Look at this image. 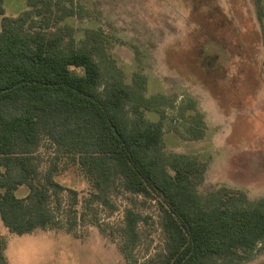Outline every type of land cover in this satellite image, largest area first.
<instances>
[{
	"label": "trees",
	"instance_id": "1",
	"mask_svg": "<svg viewBox=\"0 0 264 264\" xmlns=\"http://www.w3.org/2000/svg\"><path fill=\"white\" fill-rule=\"evenodd\" d=\"M69 4H73L71 0ZM264 25V0H252ZM0 0V224L13 236L38 230H65L76 236L86 223L115 243L126 264H247L264 253V196L219 187L205 195L199 187L208 164L168 153L164 116L146 97V81L127 83L110 63L105 75L98 58L99 33L80 42L67 19L75 15L63 0H27L28 10L9 16ZM108 59V58H107ZM194 139L205 135L204 118L190 99ZM159 109V108H158ZM162 113V112H161ZM46 144L50 152L43 151ZM85 190L65 188L57 178L68 171ZM26 188L28 194H17ZM71 203L62 211L60 195ZM128 195L123 226L103 228L97 207L117 208ZM154 203L163 236L160 251L142 260L135 206ZM110 229V230H109ZM8 240L0 230V264H9Z\"/></svg>",
	"mask_w": 264,
	"mask_h": 264
},
{
	"label": "rangeland",
	"instance_id": "2",
	"mask_svg": "<svg viewBox=\"0 0 264 264\" xmlns=\"http://www.w3.org/2000/svg\"><path fill=\"white\" fill-rule=\"evenodd\" d=\"M63 1L73 5L75 15L66 21L79 43L89 32L100 34L98 61L105 75L114 62L127 83L145 79L146 97L157 109L147 117L157 121L163 114L166 151L208 164L202 195L227 187L251 200L264 196V25L252 0ZM4 6L9 16L28 10L27 0H5ZM190 99L204 118L205 135L199 140L189 132L199 127L190 120L195 116ZM43 151H52L49 144ZM57 182L78 192L86 188L73 170ZM27 194L22 188L17 195ZM60 199L66 213L70 197L64 192ZM114 202L115 211L97 207L95 213L103 228L115 231L132 203L128 195ZM135 209L148 218L140 224L135 251L142 260L161 250L163 236L154 203L138 199ZM86 222L76 236L56 229L18 237L0 224L8 263L126 264L117 245ZM247 264H264V253Z\"/></svg>",
	"mask_w": 264,
	"mask_h": 264
}]
</instances>
